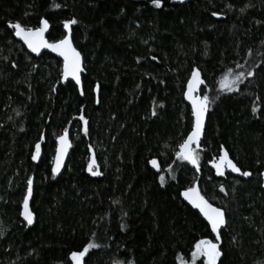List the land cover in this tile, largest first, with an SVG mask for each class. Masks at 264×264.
Instances as JSON below:
<instances>
[{"label": "trees", "instance_id": "trees-1", "mask_svg": "<svg viewBox=\"0 0 264 264\" xmlns=\"http://www.w3.org/2000/svg\"><path fill=\"white\" fill-rule=\"evenodd\" d=\"M173 1L0 0V264H73L90 242L85 264H191L201 239L218 243L217 264H264V0ZM73 19L81 87L9 27L47 20L55 42ZM194 69L210 100L198 172L175 156L194 124L184 99ZM241 72L239 90H222ZM65 129L73 146L57 178ZM222 151L251 175L216 176L210 161ZM28 179L31 225L21 215ZM196 183L226 213L220 243L182 198Z\"/></svg>", "mask_w": 264, "mask_h": 264}, {"label": "snow or ice", "instance_id": "snow-or-ice-1", "mask_svg": "<svg viewBox=\"0 0 264 264\" xmlns=\"http://www.w3.org/2000/svg\"><path fill=\"white\" fill-rule=\"evenodd\" d=\"M152 3L156 7H161V0H152ZM59 7V5H57ZM213 15H217L213 13ZM76 20H70L64 22V28L70 31V26L75 24ZM41 27L32 29L25 28L20 24V22L11 23L9 22V27L14 30L13 35L27 46V48L33 52L40 54L42 49H49L51 52L58 54V56L63 58V78L68 80L69 77L74 79L77 84L80 83V72L82 71L81 67V54L72 46L71 39L69 36H65L63 39L55 42H49L45 39L44 33L48 30V21L42 20ZM155 59V58H154ZM229 73H231V69H229ZM249 76L252 75L251 72L248 73ZM244 73L241 72L235 77L232 78L230 83H225L223 85L222 90L227 91H237L238 87H233V85H237L239 82H242V77ZM227 80V77H225ZM203 84V80L200 78V73L198 70H193L191 78L187 82V92L185 96L187 99L191 101L192 104V112L194 116V126L192 131L188 134L187 138L183 140L182 143L179 144V151L175 153V156L180 161H186L191 164L196 171L200 170V137L203 130V123L205 114L208 111V105L210 103L209 96L207 94L202 97L194 96L193 93L197 91L198 87ZM99 87V86H97ZM253 111H256L254 108ZM155 114V112L153 113ZM81 120L84 121L85 128L84 132L87 134V121L84 120V117H80ZM69 132L68 129L64 130V134L58 137L60 147L57 149V154L55 157V165L52 169L53 174L60 171V168L63 164L64 156L67 153V149L71 146L69 141ZM195 145V147H193ZM36 152L32 156L33 160H36L40 153V144H36ZM213 168L216 170V174L219 176H223L225 174V169H230L231 172L240 173L241 175L247 177L250 176L251 173L247 171H241V169L237 166L236 163L233 162L232 159L229 158V154L227 151H222L219 155L218 159H213L210 161ZM150 164L157 169L160 170L158 161L156 159H152ZM96 165L95 158H93L89 165L88 170L92 173V175H99L98 171H93L94 166ZM169 171H171V165L168 166ZM161 182L164 181V176L160 177ZM32 179H28L27 181V194L23 199V211L21 215L28 225L33 223V214L29 209V199L32 196ZM221 191H224L221 186ZM181 195L187 200L193 207L199 209V212L203 215V217L207 220L208 224L211 227L213 233H216V240L218 241L219 230L222 225L225 224V213L224 210L220 207H215L208 200L205 199L203 195H201L198 186L189 187L184 190ZM98 247L94 242H90L80 251H74L71 253V260L73 264H85L84 258L89 253L90 249ZM221 256L220 248L218 243H214L209 239H201L197 241L193 247V251L191 252L192 262L191 264H196V260L199 258H203L201 260V264H217L219 257Z\"/></svg>", "mask_w": 264, "mask_h": 264}, {"label": "water", "instance_id": "water-1", "mask_svg": "<svg viewBox=\"0 0 264 264\" xmlns=\"http://www.w3.org/2000/svg\"><path fill=\"white\" fill-rule=\"evenodd\" d=\"M102 1H104V0H102ZM187 1H188V0H174L172 3H173V4H184V3H186ZM41 26H42V25H41ZM41 26H40V27H41ZM50 31H51V27H50V24L48 23V30L44 33V37H45L46 40H48V35H49ZM66 35L70 37V39H71V43H72V46H73V47H74V48H75V49L81 54V52H80V51L75 47V45H74L73 38H72V31H71V28H70V31L66 29ZM14 37H15V36H14ZM15 39H16L17 41H19L21 44H23V46L26 48V50H27L31 55H33V56L41 57L43 54H45V53H49V54H51V55L57 57L59 60H61V61L63 62V58H62V57L58 56V54H56V53L51 52L49 49H42L41 52H40V54L33 53V52H31V51L27 48V46L23 43L22 40H20V39L17 38V37H15ZM48 41H49V40H48ZM49 42H50V41H49ZM81 67H82V71H81L80 74H79V75H80V83H79V84H77L76 81H75L74 79H72L71 77H69L68 80H65V79L63 78V82H64L65 84L68 83V82H75L79 87H81V86H82V75H83V73H84V57H83L82 54H81ZM198 71H199V73H200V78L203 80V84H201V85L198 87L197 91L194 92L193 95H194V96H197V97H202V96H201V91H202V88H203V86H204V78H203L202 72H201L200 70H198ZM191 76H192V75H191ZM190 78H191V77H190ZM187 90H188V89H187V85H186L185 93L187 92ZM185 93H184V99H185L186 103L191 107V110H192V104H191V101H190L189 99L186 98ZM95 94H96V97L98 98V97H99V87H97V86H96V88H95ZM192 114H193V112H192ZM193 120H194V116H193ZM207 121H208V111H207V113L205 114V117H204L203 130H202V134H201V137H200V145L202 144V141H203V139H204V137H205V131H206V126H207ZM193 126H194V124H193ZM68 132H69V131H68ZM63 134H64V133H63ZM63 134H62V135H63ZM68 138H69V141H70L71 146L67 149V153H66V155L64 156L63 164H62V166H61V168H60V171L54 174V176L57 177V178H59V177L63 174V172H64V170H65V168H66V165H67L68 159H69L70 151H71L72 146H73L70 132H69V136H68ZM59 147H60V144H59V140L57 139V147H56V151H55V157H56V154H57V149H58ZM193 147H195V145H193ZM55 157H54L53 167H54V165H55ZM212 168H213V166H212ZM213 169H214V168H213ZM214 171H215V173H216V170H215V169H214ZM227 171H228V170L225 169V174H224L223 176H219V175H217V174H216V176H218V177H222V178H223V177L226 176ZM262 180H263L262 188H263V190H264V172H263V174H262ZM194 186H198L201 195H203V194H202V191H201V188H200V184H199V183H196ZM203 196H204V195H203ZM32 198H33V194H32V196H31V198L29 199V209H30V211H31L32 214H33V223H34V222L36 221V216H35L34 212L32 211V207H31V205H32ZM182 198H183V200L186 202V204H188L192 209H194L195 211H197V212L201 215V217L207 222V220H206V219L203 217V215L199 212V209L193 207V206H192L187 200L184 199L183 196H182ZM205 199H206V198H205ZM206 200H207V199H206ZM208 202H209V201H208ZM209 203H210V202H209ZM212 205H213V204H212ZM213 206H214V205H213ZM215 207H216V206H215ZM22 211H23V207H22ZM224 213H225V212H224ZM22 217H23V216H22ZM33 223H32V224H33ZM207 223H208V222H207ZM209 226H210V225H209ZM226 227H227V217H226V213H225V224L222 225L221 228H220V230H219V236H220V238H219V240H218L219 243L221 242V233H222L223 230L226 229ZM210 229H211V227H210ZM211 231H212V230H211ZM212 233H213V232H212ZM213 235H214L215 238H216V233H213Z\"/></svg>", "mask_w": 264, "mask_h": 264}, {"label": "rangeland", "instance_id": "rangeland-1", "mask_svg": "<svg viewBox=\"0 0 264 264\" xmlns=\"http://www.w3.org/2000/svg\"><path fill=\"white\" fill-rule=\"evenodd\" d=\"M39 157V156H38ZM93 159V158H92ZM228 170H230V169H228ZM231 171V170H230ZM203 258L201 257V258H199V259H197L196 261H198V260H202Z\"/></svg>", "mask_w": 264, "mask_h": 264}]
</instances>
